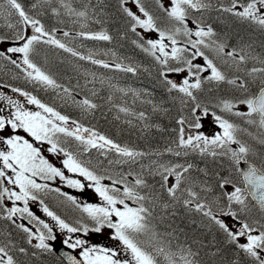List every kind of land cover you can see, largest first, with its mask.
<instances>
[{"label": "snow or ice", "instance_id": "1", "mask_svg": "<svg viewBox=\"0 0 264 264\" xmlns=\"http://www.w3.org/2000/svg\"><path fill=\"white\" fill-rule=\"evenodd\" d=\"M103 7V0L95 6L84 0L80 7L73 0H32L27 7L0 0V62L19 70L33 89L55 93L48 103L27 88L0 83L11 92L0 91V221L6 225L0 228V264H31L54 254L58 240L71 250L61 264H264V40L257 51L252 38L264 36V0H117L123 24L117 36L131 33L147 64L126 63L114 50L84 54L70 46L77 38L113 42L109 29L90 30L91 23L108 22L101 19ZM45 16L58 24L70 18L80 30L48 28ZM229 20L251 29L248 38L236 33L233 43ZM217 21L224 27L217 29ZM40 45L103 69L142 71L153 90L118 87L95 72L83 74V85L67 87L38 62ZM100 55L113 59L95 58ZM104 86L150 105L151 114L168 116L175 108V137L162 150H140L85 126L103 107L97 99H105L139 121L125 123L142 134L168 131L126 100L116 105L112 95L100 97ZM155 88L162 92L159 101ZM57 101L75 106L83 119L64 114ZM193 155L204 167L189 159ZM208 161L216 166L210 169ZM57 179L80 192L90 189L99 202L79 200L55 186ZM50 196L63 214L47 202ZM180 208L199 217L191 221L193 231L203 229L212 239L205 242L176 225ZM105 233L109 243L92 241Z\"/></svg>", "mask_w": 264, "mask_h": 264}, {"label": "trees", "instance_id": "2", "mask_svg": "<svg viewBox=\"0 0 264 264\" xmlns=\"http://www.w3.org/2000/svg\"><path fill=\"white\" fill-rule=\"evenodd\" d=\"M26 7L29 6L32 0H20ZM84 0H73V4L75 7H80ZM97 0H91V4L95 6ZM103 13L101 19L108 21L104 25L91 23L90 30L96 31L100 30L101 27L109 29V31L116 37L112 43L102 42V41H90V40H81L77 38L74 43H70V46L77 47L79 51L84 54H87L89 49L95 50L97 52L103 53L105 49H110L111 51H116L118 55L122 58L127 57L125 60L126 63L131 62L132 64L143 63L147 64L148 59L145 55L132 44V40L135 38L131 33H129L127 39H120L117 36V32L123 31V24L121 22L120 14L117 11V0H103ZM215 13H213L212 18L215 19ZM42 22L46 27H58L63 30L69 31H79V24H73L70 18L65 17V23L58 24L56 19L51 16L41 17ZM228 31L232 33L233 39L232 42L235 43V35L239 33L243 35L246 39L251 33V29L245 27L244 25L237 23L235 21L229 20ZM217 29L224 27L222 23L217 21L214 25ZM58 37H62L61 32H57ZM257 42V51H260L259 42L264 40V36H261L259 33H256L252 37ZM83 44L84 47L80 48L79 45ZM97 59H104L106 61H111L113 58L109 56H97ZM38 62L44 67L47 71H49L59 83L64 84L67 87H74L77 82L81 85L85 83L84 73L85 72H95L97 76H103L106 80H111L118 87L122 88H130L136 89L138 91H143L144 89L153 90V83L151 79L147 76V74L142 71L137 73L136 75H132L130 73H122L116 72L108 69H103L100 66L92 65L88 61H80L75 57H72L69 53H65L62 50L56 49L54 47L48 45H40V56L37 58ZM5 62H0V83H9L15 86H20L23 88H27L32 91L34 95H37L38 98H41L43 101L51 103L55 93L52 90H43L41 88L33 89L31 84H28L23 79V74L19 73V70L15 69L12 66L7 68L3 67ZM77 66V67H74ZM19 76V78L14 79V75ZM96 88L100 89V84L97 82L95 85ZM92 85H89L91 88ZM155 96L154 99L159 101L162 95V92L159 88L154 89ZM83 93H81V96ZM108 95H112L113 103L116 105H122L126 100L128 106L132 108L133 111H145L148 114H151V106L147 104H142L139 101L133 103V97L129 94L127 97H122V94L119 92H115V90L108 89L107 86H104L103 90L100 92V97H107ZM80 98V97H78ZM97 102L102 104L103 107L96 113L94 117H88L84 120L85 126H92L100 131L102 134L109 135L114 138L118 142L122 144H128L129 146L136 147L140 150H148L152 149H163L165 145L169 143L170 138L175 137V133L171 131L172 128L176 127L175 118L177 116V111L175 108L169 113L168 116H162L158 114L152 115V122L160 124L162 127L168 129L165 133H160L158 131L153 130L151 133L144 135L140 132L138 127H133L127 123H125L126 119H132L133 124H139L140 122L135 120L133 117H125L123 113H119L116 107H112L107 103L105 99H97ZM57 106L59 110H61L64 114H68L72 118H81V114L79 109L75 106L63 105L61 106L59 101H57ZM111 109V110H109ZM119 115L120 119L116 120L115 117ZM250 130V129H249ZM255 132V129L250 130ZM252 143L251 139L247 136L243 137ZM150 143L149 146L147 143ZM164 159H170L169 156L165 155ZM190 160H198L203 163L202 167H204L205 162L201 161L200 157L197 155H193L189 157ZM208 167L210 169L214 168L216 165L211 161H208ZM127 167V166H125ZM52 207L63 214L62 209H58L56 207V203H51ZM179 214L175 219V224L180 228L184 229L190 236H196L202 238L205 242L212 239V233L205 232L203 229H197L196 225L192 224L191 221L195 219L199 222V217L186 214L182 208L178 210ZM73 216V215H72ZM71 219V217H70ZM1 228L6 229V225L4 221H0ZM19 236L18 233H16ZM217 242L221 247H224L223 238L217 234L216 236ZM225 252L228 253V249L225 248ZM229 255L231 253H228ZM31 264H61V260L55 254H46L43 256H39L36 259L31 261Z\"/></svg>", "mask_w": 264, "mask_h": 264}, {"label": "rangeland", "instance_id": "3", "mask_svg": "<svg viewBox=\"0 0 264 264\" xmlns=\"http://www.w3.org/2000/svg\"><path fill=\"white\" fill-rule=\"evenodd\" d=\"M0 91L5 92V94H11L10 90H8V89L6 90V89H4V88H0ZM14 98H19V97H18V96H14ZM20 99H22V98H20ZM22 102H23V101H22ZM1 103L3 104V102H0V106H1ZM27 107H29V108L35 110V106H33V105H27ZM7 111H8V110H4V113L6 114ZM211 131H212V128H211V126H209V127L207 128V132H211ZM21 135H24V133L21 132ZM46 155L48 156V158L50 159V161H52L53 163H56V164L58 165V161L56 160L55 157H52V156H51L50 154H48V153H46ZM66 175L69 176V177H71V178H77V177L73 176V174H71V173H67V172H66ZM55 186H60L61 188H65V190L70 189V188H68L63 182L59 181V179H57V180L55 181ZM71 189H73V188H71ZM73 190H75L76 192H79L80 194H81V193H84V194H86V196H91V198H92L95 202H96V200H98V198H97L96 196L92 195V191H91L90 189L87 190V191H85V192H80V191L77 190V189H73ZM96 203H98V202H96ZM51 223H54V222H51ZM57 229H58V228H57ZM99 236L101 237V239H100L99 241H96V240L93 238V236L91 237L92 241H93L94 243H99V244H106V243H109V241L107 240V233H105V234L102 235V236H101V235H99ZM99 236H96V239H97ZM56 242H59V240L56 241Z\"/></svg>", "mask_w": 264, "mask_h": 264}, {"label": "water", "instance_id": "4", "mask_svg": "<svg viewBox=\"0 0 264 264\" xmlns=\"http://www.w3.org/2000/svg\"><path fill=\"white\" fill-rule=\"evenodd\" d=\"M56 248H57V251H56V252H57L61 257H63V254H64L65 251H71V250L66 249V247H64V246H62V245H58V246H56Z\"/></svg>", "mask_w": 264, "mask_h": 264}, {"label": "bare ground", "instance_id": "5", "mask_svg": "<svg viewBox=\"0 0 264 264\" xmlns=\"http://www.w3.org/2000/svg\"><path fill=\"white\" fill-rule=\"evenodd\" d=\"M104 51H111L110 49H105ZM147 143V142H146ZM150 143H147V145L149 146ZM165 160H168V159H165ZM194 162H196L197 164H199L201 167L203 165L202 162L198 161V160H192ZM51 197V196H50ZM52 198V197H51ZM73 216H75L76 214H72Z\"/></svg>", "mask_w": 264, "mask_h": 264}]
</instances>
